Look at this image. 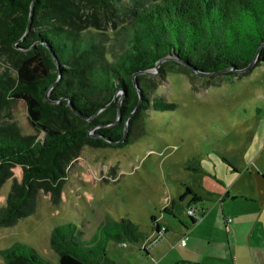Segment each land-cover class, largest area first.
I'll use <instances>...</instances> for the list:
<instances>
[{"label":"trees","instance_id":"obj_1","mask_svg":"<svg viewBox=\"0 0 264 264\" xmlns=\"http://www.w3.org/2000/svg\"><path fill=\"white\" fill-rule=\"evenodd\" d=\"M260 43L264 0H0V188L10 180L0 226L33 213L40 191L57 204L83 147L134 142L150 111L174 110L176 104L154 93L168 71L241 78L264 63L263 44L254 65L240 71ZM17 100L34 134H23L12 120L9 110ZM125 122L124 142L112 143L121 139ZM183 165L202 172L193 157ZM185 198L200 200L185 186L169 208L183 209ZM187 217L190 225L196 222ZM145 236L121 217L85 242L82 231L66 222L50 232L56 263L22 241L1 248L0 256L5 264H112L107 241Z\"/></svg>","mask_w":264,"mask_h":264},{"label":"rangeland","instance_id":"obj_2","mask_svg":"<svg viewBox=\"0 0 264 264\" xmlns=\"http://www.w3.org/2000/svg\"><path fill=\"white\" fill-rule=\"evenodd\" d=\"M154 93L176 104V108L150 111L143 133L134 142L121 147H83L67 171L60 201L52 204L40 191L33 213L13 225L0 226V249L22 241L56 263L58 256L49 239L57 224L73 223L82 231L83 240L89 242L92 236L102 235L103 224L128 217L145 233L152 232L151 237L155 232L151 217L160 220L164 215L163 220L174 225L151 245L149 253L141 247L143 240L125 241L136 249L126 264H159L165 239L166 245L182 246L180 237L194 236L185 234L190 226L181 224L182 220L188 224L185 211L180 210L176 217L162 208L170 205L185 186L199 194L205 183L215 188L221 186V181L227 186L231 176L228 167H239L264 146V63L241 78L170 70ZM9 114L23 134H34L21 100L11 105ZM192 157L198 160L202 173L184 169V162ZM12 170L19 179L20 167ZM9 186L10 180L0 188V205L5 202ZM201 202L207 209L212 205L208 198L194 204L197 207ZM117 243L107 241L106 250ZM225 243L226 239L217 238L210 247ZM111 255L117 254L112 251ZM0 264H5L1 256Z\"/></svg>","mask_w":264,"mask_h":264},{"label":"crops","instance_id":"obj_3","mask_svg":"<svg viewBox=\"0 0 264 264\" xmlns=\"http://www.w3.org/2000/svg\"><path fill=\"white\" fill-rule=\"evenodd\" d=\"M238 166L228 167L231 176L227 186L221 181V186L215 188L210 183H205L201 194L192 189L200 199L208 198L212 205L209 209L202 202L197 206L199 221L196 217L193 225H190L189 221L188 224L181 221L185 228L190 226L185 234H194L184 239V243H181L184 245H166L168 241L165 239L164 242L163 238L165 245L158 257L159 264H264V146L248 161ZM214 179L217 180L215 176ZM188 200L189 198L183 200V209H179L177 205L169 208L168 204L162 209L178 217L180 210L185 211L190 203H187ZM163 218L164 215L160 220H155L159 227H166L164 234L174 223ZM151 233H146L145 238ZM217 238L226 239L225 246L216 244L215 247H210L212 240ZM203 239H206V242L201 244ZM135 250L120 243L107 248L112 264H126ZM146 250L147 253L150 252V248ZM112 251L117 254L116 257L111 255Z\"/></svg>","mask_w":264,"mask_h":264},{"label":"built area","instance_id":"obj_4","mask_svg":"<svg viewBox=\"0 0 264 264\" xmlns=\"http://www.w3.org/2000/svg\"><path fill=\"white\" fill-rule=\"evenodd\" d=\"M197 207L194 203H189L188 206L185 209V213L187 215L197 217ZM230 220V218H228ZM166 230V227L164 225L157 228V230L154 232V235L148 238L143 239L142 241V247L144 249L150 248L153 243H155L156 240H159L162 237V233ZM180 243H184V238H180ZM121 245H126L125 242H121ZM154 264H156V261H154Z\"/></svg>","mask_w":264,"mask_h":264},{"label":"water","instance_id":"obj_5","mask_svg":"<svg viewBox=\"0 0 264 264\" xmlns=\"http://www.w3.org/2000/svg\"><path fill=\"white\" fill-rule=\"evenodd\" d=\"M31 13V12H30ZM28 26V25H27ZM28 28V27H27ZM263 44L264 43H260V45L258 46V48H257V50H256V52H255V54H254V56H253V58H252V60L247 64V66H245V68H243L242 70H240V71H247L248 69H250L253 65H254V63L256 62V60H257V57H258V54H259V52H260V50H261V48H262V46H263ZM142 73H151L150 71H143ZM220 72H214L213 73V75H216V74H219ZM200 74H202V75H205V73H200ZM133 85H134V88L136 89V91L139 93V89H137V86H136V84H135V82H134V80H133ZM114 99H115V96L113 97V99H112V101H114ZM50 102H52V101H50ZM101 110V109H100ZM136 110V108H134V110L133 111H135ZM133 113V112H132ZM119 112H118V114H117V119L113 122V123H115L116 121H118L119 120ZM105 126V125H104ZM126 134H127V124H126V122H125V124H124V129H123V135H122V137H121V139L120 140H118V141H116V142H112V143H122V142H124V140H125V138H126ZM94 136V135H93ZM94 137H96V135L94 136Z\"/></svg>","mask_w":264,"mask_h":264}]
</instances>
